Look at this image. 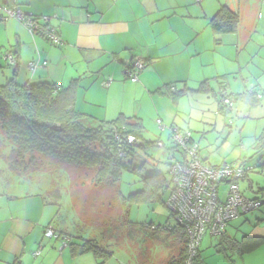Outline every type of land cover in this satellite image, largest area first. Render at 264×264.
Wrapping results in <instances>:
<instances>
[{
	"label": "rangeland",
	"instance_id": "1",
	"mask_svg": "<svg viewBox=\"0 0 264 264\" xmlns=\"http://www.w3.org/2000/svg\"><path fill=\"white\" fill-rule=\"evenodd\" d=\"M168 2L181 5L182 8H178L180 12L188 10L190 20L196 26L203 24L202 15L197 16L195 9L185 8L189 0ZM18 3L21 9L30 7L25 0H18ZM197 3L196 6L204 3L210 17L221 6L234 11L239 17L235 33L215 35L209 31V46L206 42L197 43L196 48H200L202 53L192 58V68L197 71L198 66L203 65L206 75L212 77L210 91H197V85L189 80L187 87L191 91L184 90L177 105H174L167 96H141L140 89H135L138 84L124 81L123 76L121 81L126 85L108 90H104L101 83L111 74L108 77L99 76L98 73L102 72L99 70L83 76L80 94H84L86 88L87 99L91 98L93 102L89 101L90 105H86L79 101L77 109L81 111L76 110L90 117L84 122L86 127L95 128L100 122L111 121L119 114L134 116L142 121L145 142L159 140L164 145L161 148L155 145L136 149L133 156L123 160L126 169L121 170L113 185H97L95 170L62 165L53 159H43L42 166L28 177L14 175L8 160L14 146L0 131V186L19 191H41L43 197L56 206L53 225L55 230L62 231L61 238L69 237L70 242L72 240L77 244L96 242L98 247L109 253L108 257L99 260L102 264H167L181 248L175 247V238L169 233L159 231L153 235L148 229L149 225L160 228L176 225L165 206L168 193L147 204L128 205L126 202L129 195L142 191L143 179L157 174L169 178L166 154L172 152L173 144L168 131L159 130L157 119L167 127L175 126L190 132L200 146V156L209 166L241 162L249 169L247 177L239 181V186L246 197L259 199L262 206L231 221L225 230L227 236L240 240L247 235L250 230L247 224L254 222L251 217L264 209V149L257 150L255 147L264 130V0H197ZM18 28L27 33L25 27L14 19L0 22L1 82L2 72L12 74L14 71V67L4 62L3 56L14 51L17 44L14 30ZM25 51L28 54V49ZM219 73L229 74L216 81L213 78ZM177 86L179 90L182 88V84L177 83ZM223 89L229 97L243 96L236 100L232 98L231 105H221L219 96ZM250 97L260 100L251 107ZM229 105L230 111L224 116L219 110L222 106L229 108ZM172 153L176 159L180 157L178 152ZM143 225L147 228H142ZM219 241L220 236L204 234L198 264H232L217 252ZM231 260L234 264H264V246L250 255H232ZM78 262L98 263L92 254L80 257Z\"/></svg>",
	"mask_w": 264,
	"mask_h": 264
},
{
	"label": "crops",
	"instance_id": "2",
	"mask_svg": "<svg viewBox=\"0 0 264 264\" xmlns=\"http://www.w3.org/2000/svg\"><path fill=\"white\" fill-rule=\"evenodd\" d=\"M2 2L9 4L10 0ZM25 2L30 4L28 9H21L17 2V6L25 14L52 17L49 26L56 30L62 45L53 46L39 35L31 36L27 31L28 35L23 28L14 30L17 37L14 53L17 54L19 65L17 69L14 68L12 74L2 72L4 83L13 79L19 86L49 83L61 88L66 87L72 80L79 79L74 106L77 111L80 110L77 109L79 101L86 105H90L89 101L93 102L91 98L87 99L86 88L83 90L84 94H80L83 76L102 70L98 73L99 76L108 77L111 74L107 79L113 80L108 88H103L104 90L124 86L126 83L121 81L123 71L135 57H138L145 62L146 68L138 81L132 84H138L135 89H140L141 96L147 94L153 98L155 95L166 97L162 93L169 86L176 92L186 89L191 91L187 87L189 80L197 85L195 88L197 91H202V86L211 89L212 77L206 75L202 64L194 71L192 58L202 53L200 48H196L197 43L206 42L209 46L208 37L211 31L209 23L219 9L210 17L204 3L196 6L197 0H189L185 8L195 9L197 16L202 15L204 19L201 26H196L190 20L188 10L182 9L180 12L178 8L182 6L168 0H25ZM25 49H28V54L24 52ZM33 61H45L47 64L45 67L39 66L33 72L27 71L26 65ZM219 74L213 79L217 81L219 77L229 73ZM2 82L0 81V85L4 84ZM114 82L116 83L112 85ZM177 83L182 84L180 90ZM120 116L136 118L143 131L142 121L138 117L119 114L111 121ZM199 157L209 166L200 156V152ZM223 164L226 163L209 167ZM236 165L244 166L241 162ZM13 173L20 177L32 174L25 176ZM222 188L224 189L222 192H225L226 185L219 187L220 190ZM249 189H252L251 186ZM239 190L246 197L240 186ZM48 201L41 191H19L0 186V264H83L78 262L80 257L90 255L73 254L69 247L62 248L61 240H54L52 243V239H45L44 229L48 225L55 228L53 222L57 213L56 206ZM253 218L254 222L247 224L250 230L245 236L264 239V209L254 214L251 220ZM57 232L62 233L61 230ZM263 246L264 244L259 249ZM37 251L39 255L34 257L33 254Z\"/></svg>",
	"mask_w": 264,
	"mask_h": 264
},
{
	"label": "trees",
	"instance_id": "3",
	"mask_svg": "<svg viewBox=\"0 0 264 264\" xmlns=\"http://www.w3.org/2000/svg\"><path fill=\"white\" fill-rule=\"evenodd\" d=\"M15 2L18 5V1L15 0ZM238 23L237 13L222 6L211 18L209 26L212 33L217 35L235 33ZM10 53L15 57L17 55L14 51ZM16 60L15 69L19 65L17 57ZM79 81V79L72 80L66 87H59L57 92H55V89L58 86L49 83L19 86L11 79L0 85V131L6 140L14 146L8 157L12 172L28 176L42 166L43 159H53L62 165L95 170V183L97 185H113L118 180L121 170L126 169L123 166V160L133 156V154H129L125 159L118 157L116 146L108 143L109 136L116 132L120 135H132L144 141L141 137L142 127L136 118H124L122 116L114 121H102L95 128L86 127L84 122L90 117L80 114L74 109ZM170 87H166L165 92L158 91V93L168 96L172 103L176 104L177 100L182 97L184 90L169 92ZM201 88H203L202 92L210 91L208 86H202ZM241 96L243 95H230L229 97L226 90L223 89L219 96V103L224 105L226 99L231 105L233 99L236 100ZM259 100V98L250 97L249 105L252 107ZM230 105L229 108L222 106L219 111L225 116V113L230 111ZM158 142L160 141L158 140L155 143L145 142L146 148L155 146ZM257 143L255 145L257 150L264 149V130L258 137ZM170 150L172 151V148ZM246 177L247 174L243 179ZM167 182L162 174L143 179L142 191L129 195L126 202L128 205H141L159 200L161 194L164 195ZM225 192L221 194L219 189L221 200ZM249 200L260 203V206L262 205L259 199ZM142 228L146 229L147 227L143 225ZM156 228V230H153L152 225L148 226L153 235L159 231L167 232L169 235L174 236L175 247L179 248L181 246L179 253L171 257L167 264H186V244L188 242L186 231L175 225L171 230ZM58 234L59 239H62L63 234L59 232ZM263 244L264 239L262 238L244 236L240 240H235L227 236L225 231L220 235L217 252L222 253L234 264L231 260L232 255L244 256L251 254ZM67 247L76 255L92 254L96 263L98 262L97 264H102L99 260L109 256V253L98 247L94 241H83L80 244L70 242ZM199 252L198 249L193 264L199 263Z\"/></svg>",
	"mask_w": 264,
	"mask_h": 264
},
{
	"label": "built area",
	"instance_id": "4",
	"mask_svg": "<svg viewBox=\"0 0 264 264\" xmlns=\"http://www.w3.org/2000/svg\"><path fill=\"white\" fill-rule=\"evenodd\" d=\"M8 19L17 20L31 36L39 35L54 46L62 45L56 30L49 26L51 18L27 15L17 6L15 0H10L9 4L0 5V22ZM3 60L8 63V66L16 67L17 65L16 57L12 54H5ZM46 64L45 61L29 62L26 70L33 72L39 66L45 67ZM145 67V62L135 57L123 71L124 80L136 83ZM112 81L109 78L101 85L106 89ZM58 90L59 87H56L55 92ZM169 92H175L174 88L170 87ZM226 103L228 100L225 99L224 104ZM156 124L161 132L168 131L173 144L172 152L180 154V157L176 159L172 152L167 153L169 179L164 194L168 193L169 196L165 206L170 217L175 219V226L183 228L188 235L186 264H193L205 233L214 237L220 236L225 232L229 222L258 209L260 203L250 201L239 190L238 182L248 174L249 169L228 163L219 167H209L200 159V146L193 140L190 132L175 126L167 127L160 119L156 120ZM108 143L114 144L118 157L124 159L129 154H134L136 149L147 146L141 139L116 132L110 134ZM155 145L157 148L164 146L161 142ZM222 185H226V192L221 200L219 187ZM152 229L157 228L152 225ZM167 229L171 230L172 227ZM44 237L61 240L62 248L70 242L69 237L59 239L58 232L56 233L51 225L44 229ZM38 255V251L33 254L34 257Z\"/></svg>",
	"mask_w": 264,
	"mask_h": 264
},
{
	"label": "bare ground",
	"instance_id": "5",
	"mask_svg": "<svg viewBox=\"0 0 264 264\" xmlns=\"http://www.w3.org/2000/svg\"><path fill=\"white\" fill-rule=\"evenodd\" d=\"M51 27V26H50ZM52 28V27H51ZM54 29V28H53ZM55 30V29H54ZM9 54H12V53H9ZM13 55V54H12ZM241 166V165H240ZM242 167H244V166H242ZM245 168V167H244ZM249 172V171H248Z\"/></svg>",
	"mask_w": 264,
	"mask_h": 264
}]
</instances>
